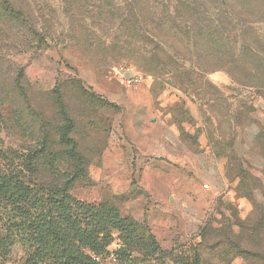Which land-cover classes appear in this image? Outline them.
<instances>
[{
    "label": "rangeland",
    "instance_id": "1",
    "mask_svg": "<svg viewBox=\"0 0 264 264\" xmlns=\"http://www.w3.org/2000/svg\"><path fill=\"white\" fill-rule=\"evenodd\" d=\"M78 1L70 4L76 8ZM194 1L211 2V11L218 6L217 0ZM68 2L0 0V171L23 175L46 191L59 186L61 177L78 173L69 193L77 204L118 209L156 237L163 254L152 257L141 242L134 255L139 264L182 263L194 254L201 264H264V0H227L241 22L227 30L238 39H231L234 53L212 62L210 72L188 64L180 75L158 78L140 68L139 57L114 49L116 44H95L92 34L103 35L88 22L89 38L76 9L70 12L72 26ZM151 2L159 15L174 17L165 10L170 0ZM11 6L23 24L13 20ZM183 16L179 22L191 26L190 17ZM140 20L146 30L150 21ZM248 22H257L253 28L260 41L244 28ZM150 27L169 52L160 54V62H170L171 55L188 57L182 38L174 39L166 23ZM130 36L125 30L122 42L138 48L141 43ZM45 37L48 47L41 43ZM73 38L93 44L83 48ZM126 73L134 77L130 85ZM54 90L72 123L66 148L70 155L72 141L76 144L82 160L77 171L69 157L49 168L38 163L42 142L50 153L65 150L66 156L57 134ZM36 120L47 134L32 125ZM123 238L113 232L109 255L100 264H123ZM23 260L22 247L7 259L0 253V264Z\"/></svg>",
    "mask_w": 264,
    "mask_h": 264
},
{
    "label": "trees",
    "instance_id": "2",
    "mask_svg": "<svg viewBox=\"0 0 264 264\" xmlns=\"http://www.w3.org/2000/svg\"><path fill=\"white\" fill-rule=\"evenodd\" d=\"M115 1L79 0L74 8L69 0L67 12H69L70 24L74 26V17L70 15V12L76 9L81 12L82 31L89 38L94 36L97 40L95 44H116L114 49L120 53L139 57V61L143 62L140 68L155 78L167 73L180 75L188 71V64L194 70L208 73L209 67L213 66L212 62L220 61L225 58V55L234 53L231 39L233 38L236 43L238 35L236 32L228 31L227 27H237L241 22L229 11L227 0H217L218 6L212 11L210 10V7H213L211 2L197 5L194 0H170L169 6L165 5V10H172L174 17L169 13L166 16L159 15V8L151 0H124V4H116ZM89 5L94 6L91 8ZM183 13L190 17L191 26L179 22V18L184 17ZM10 14L14 16L13 20L23 24L24 18L13 6H11ZM140 18L145 22L150 21L146 30L141 27ZM88 22L94 23L92 27L98 28L103 38L95 33L91 35L92 31L84 26ZM162 23L169 26V32L174 39L182 38L183 49L189 54L187 58H183L184 60L174 59L171 55L170 62L159 61L161 53L169 54V52L166 44L159 43L158 35L154 33V30H150V26L161 28ZM255 24L257 22H248L243 25H248L244 28L250 30L253 40L260 41L262 37L253 28ZM125 30L130 32L132 41L137 39L141 43L138 48L132 46L134 45L132 43L122 42L121 38ZM239 38L242 41V35H239ZM46 40L47 37L43 38L41 43L48 47ZM72 41L83 48H87L86 44H93L91 39L78 41L73 38ZM149 41L152 44H149ZM155 41L158 42L153 44ZM103 49L109 48L104 46ZM248 52L257 57L256 50L253 48H249ZM205 59L210 60L209 63H205ZM18 89L23 91L22 86H18ZM80 91L86 99L95 102L83 88L80 87ZM52 96V102L58 110L60 130L57 134L60 142L65 145L66 156L65 150L50 153V147L48 149L47 144L42 142L40 151L42 155L38 163H45L49 168L53 163L58 162L61 156L69 157L77 171L76 163L82 164V160L78 158L76 144L72 141L70 155L66 148L69 144L68 133L73 131L72 123L66 115L67 109L61 101L62 95L54 90ZM41 123L40 120H36L32 125L41 129L45 135L48 128L45 129L46 125ZM36 127L31 128L36 129ZM29 169L36 171L33 166ZM34 174L37 175V173ZM78 177V173L73 174L71 178L63 176L60 181L62 179L64 181L59 186L46 191L23 175L6 174L0 171V253L4 259H7L16 247H22L25 260L20 264H100L101 259L109 255V248L114 240L113 232H118L124 237L122 242L126 250L120 254L125 259L123 264H139L134 255L140 251L141 242L144 243L142 248L147 247L152 257L157 255L160 258V254L163 253L157 239L144 223L138 225L127 220L118 209H112L105 204L99 207L77 204L69 193ZM110 256L118 260L115 254ZM95 257L100 261H95ZM185 260L182 263L173 264H201L198 254ZM149 264H152V261H149Z\"/></svg>",
    "mask_w": 264,
    "mask_h": 264
},
{
    "label": "built area",
    "instance_id": "3",
    "mask_svg": "<svg viewBox=\"0 0 264 264\" xmlns=\"http://www.w3.org/2000/svg\"><path fill=\"white\" fill-rule=\"evenodd\" d=\"M124 77H125L126 82L129 85L134 81V77L131 74H129V73L124 74ZM111 258H113V257H111ZM94 260L95 261H99V258L95 257Z\"/></svg>",
    "mask_w": 264,
    "mask_h": 264
}]
</instances>
